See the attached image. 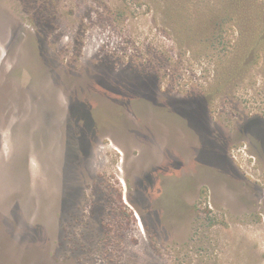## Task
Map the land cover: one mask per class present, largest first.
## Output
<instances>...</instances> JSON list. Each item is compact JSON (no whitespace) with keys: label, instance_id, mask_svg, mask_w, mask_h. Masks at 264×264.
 <instances>
[{"label":"rangeland","instance_id":"rangeland-1","mask_svg":"<svg viewBox=\"0 0 264 264\" xmlns=\"http://www.w3.org/2000/svg\"><path fill=\"white\" fill-rule=\"evenodd\" d=\"M160 1L0 0V264H264V0Z\"/></svg>","mask_w":264,"mask_h":264},{"label":"trees","instance_id":"trees-1","mask_svg":"<svg viewBox=\"0 0 264 264\" xmlns=\"http://www.w3.org/2000/svg\"><path fill=\"white\" fill-rule=\"evenodd\" d=\"M164 1V4L162 5V13L166 20V22H170L169 24L172 25V30L174 33H176L179 36L187 37L188 39L192 40L193 35L198 34L199 32L195 28L194 24L189 22V17L187 15V5L185 4L187 1L191 0H162ZM162 1H160L162 3ZM219 1V0H215ZM224 1L227 5V8H225L224 11L221 13L218 11H210L200 9V11H197L199 16V23H203V28L205 30H212L213 33L215 31H218L219 27L221 28V22L223 21V17L221 15L226 16H237L241 19L247 20L249 16V11L247 9V6L250 5L251 0H220ZM190 16V14H189ZM245 20H241L244 22ZM246 22V21H245ZM247 23V22H246ZM199 29V28H198ZM200 32H204L200 29ZM264 37L258 38V40L253 43H261ZM260 45V44H259ZM258 45V46H259ZM258 46L256 48H258Z\"/></svg>","mask_w":264,"mask_h":264}]
</instances>
